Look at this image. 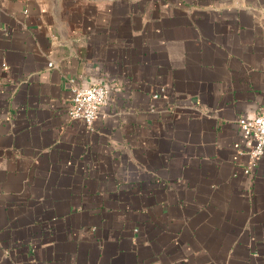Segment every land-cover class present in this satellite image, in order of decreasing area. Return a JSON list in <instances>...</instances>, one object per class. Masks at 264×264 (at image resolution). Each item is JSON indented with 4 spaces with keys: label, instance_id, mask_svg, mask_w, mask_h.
Returning <instances> with one entry per match:
<instances>
[{
    "label": "crops",
    "instance_id": "crops-1",
    "mask_svg": "<svg viewBox=\"0 0 264 264\" xmlns=\"http://www.w3.org/2000/svg\"><path fill=\"white\" fill-rule=\"evenodd\" d=\"M260 110L264 0H0V264H264Z\"/></svg>",
    "mask_w": 264,
    "mask_h": 264
},
{
    "label": "built area",
    "instance_id": "built-area-1",
    "mask_svg": "<svg viewBox=\"0 0 264 264\" xmlns=\"http://www.w3.org/2000/svg\"><path fill=\"white\" fill-rule=\"evenodd\" d=\"M50 66L53 67L54 63L51 62ZM68 81L73 92L68 114L72 119L84 121L92 129L101 107L107 102L108 89L102 84L95 83L86 87L80 86L73 77ZM163 94L164 89H160L153 97L158 99ZM238 122L241 131L253 140L250 150L252 164L245 171L251 173L264 155V111L260 110L252 117H241Z\"/></svg>",
    "mask_w": 264,
    "mask_h": 264
}]
</instances>
